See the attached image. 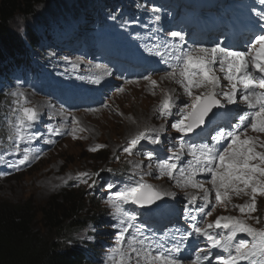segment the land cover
<instances>
[{"label":"snow or ice","instance_id":"6c2138e0","mask_svg":"<svg viewBox=\"0 0 264 264\" xmlns=\"http://www.w3.org/2000/svg\"><path fill=\"white\" fill-rule=\"evenodd\" d=\"M259 2L264 6V0H259ZM257 16L259 21H264V8L257 13ZM156 19L158 20L159 16ZM171 36L178 37L181 42L184 40L181 32L173 31ZM230 47V45L221 47L216 44L211 48H192L189 51L177 49L179 54L173 57L175 63L169 64L172 70L166 76L183 87L184 94L191 98V102L186 104L188 111L178 109L180 118L171 127L177 133L186 136L194 129L205 125L206 120L208 124L213 123L219 118V108L223 107L219 96H223L227 104L238 105L239 94V99L244 102L247 110L237 106L236 109L226 113L231 116V119H236L237 123L231 127V120L225 122L224 126L220 127L217 134L212 137L211 144L186 145L181 143L180 152L173 153L172 157L161 161L159 173L161 176L167 175L169 179H176L178 186L201 189L205 203L197 210L201 214L211 216L212 211H205L210 204L209 189L205 188L204 183L195 180L198 173H207L211 176L208 182L215 192L216 202L221 204L230 202V192L237 196L250 195V203L234 205V207L259 223V219L252 217L251 213L257 210V196L264 197V151L257 150V148H264V141H261L259 136H250L247 133L250 129L254 133L264 134V91L257 90H264V23L253 26L252 35L245 45V50L232 51ZM156 55L161 54L157 51ZM214 66H218L219 71L224 73L223 79L230 85L229 91H217L221 89V77L216 74ZM105 74L111 75L107 70ZM144 79L149 80L153 86L157 83L148 76ZM93 82L99 83L100 81L97 79ZM202 88L207 91L194 95L193 89ZM12 95L22 97L23 93ZM174 106V97L168 95L159 107L160 115H172ZM13 115L15 123L12 124V134L8 139L13 142L20 158L10 162L7 166L19 169L20 166L30 163V157L38 158V154L33 156L31 147L24 146L21 151V145L30 144L36 138L31 129L39 119V113L32 107H17L13 109ZM72 125L68 134L76 139V133L83 132L85 129L79 126V121L75 117L72 118ZM162 129L163 126L159 130L145 128L139 131L127 142L123 151L131 155L133 150L146 140L152 144H159V133ZM49 131L56 135L63 134L59 127ZM185 146L192 157L187 162V166L178 167L177 163H170L169 160L173 158L180 160ZM102 147L104 145H96L90 151L95 152ZM149 156L151 158V153ZM3 160L4 156L0 155V162ZM177 171L180 173L179 179L174 176V172ZM89 175L87 172H81L77 178L87 183V179L84 178ZM114 187V184H108L109 189ZM167 195L174 194L162 192L153 185L143 182L141 178L140 181L119 188L114 196L109 198L108 203L114 209L115 218L120 219L121 222L133 221L136 217L130 215L125 208L126 205L150 206ZM195 201L196 197L192 196L189 203H195ZM190 219L197 221L194 215ZM129 227H131L130 223ZM217 229L221 231L216 232ZM137 231L140 230L137 229ZM126 232L128 228H123L118 238V245L113 249V255L109 257L113 264H133V254L135 264H205V262L213 264V258L216 264H264V228L254 227L246 219L236 216H219L213 223H206L203 226L195 222L191 225V231H187L186 235L182 234L180 240L174 241L171 247L165 246V243L160 241L145 245L147 237L138 241L136 237H132L128 241V248H124V233ZM240 234H244L246 238L237 239ZM193 235L206 238L211 248H199L195 258L185 262L183 242ZM135 244H139V247L134 246ZM211 249L219 250L214 257Z\"/></svg>","mask_w":264,"mask_h":264},{"label":"rangeland","instance_id":"374dc122","mask_svg":"<svg viewBox=\"0 0 264 264\" xmlns=\"http://www.w3.org/2000/svg\"><path fill=\"white\" fill-rule=\"evenodd\" d=\"M125 2L128 1L121 0V3ZM101 3L102 0H98L97 4L100 5ZM53 8L56 12L59 11L68 14L72 13L75 9L73 0H49L37 7L35 12L29 17L25 19L17 18L16 21L20 25V30L17 34L25 37L29 28H37L41 31L42 24L51 23ZM149 10L153 14L145 18L143 29H139L138 35L136 33L135 35L134 33L130 34V46L133 47L130 48L129 55H124L122 50H120L122 47H128V41L126 39L123 41L108 42L102 37L100 39L109 48L115 50L113 53L116 55L119 53L118 58L120 61L131 58L133 62L136 56H142L143 60L149 63L152 70L162 71L165 79L159 77L152 78V80L157 82L155 86L149 80L140 82L139 79L133 76H124L128 69L123 68L120 64L119 71L111 75L97 73L93 81L99 79V83L91 81V83L85 84L84 82H80L70 76L66 69L64 75L72 83L71 86L75 87L74 90H71V94L79 88L84 90L85 94L77 101L78 104L82 102L84 104L80 105L79 108L72 107L69 110L57 111L37 93L31 92L28 94L23 88L12 87L17 81L16 74H12L8 78L7 88L9 89L11 97L15 98L3 99V104L7 105L9 111L13 113L14 108L32 106L39 113L40 120L38 119L31 129L35 133L36 138L27 145L33 149V156L38 154V158L30 157L29 165L26 163V165L20 166L19 169H16V175L14 176L8 175L0 177L1 198L13 202H25L29 199L34 202L33 204L39 210L51 196L62 192L66 188H76L82 193L81 195L86 201L88 197V202L91 199L90 192L93 190L107 191V201H109L110 189L108 188L109 183L107 184L106 182V173H114L117 168H122L128 161L133 163L129 165L130 169L127 170L129 172H146L149 169L148 165H144L146 170L138 167V165H141L140 161L142 160L140 159H145L143 156H138L135 152L129 155L123 151V148L134 135L145 128L159 130L163 126L160 136L166 134V137L170 133L176 132L171 125L180 118L179 111L169 116H162L159 112V107L168 95L174 98L178 96L184 98L185 101L178 107V109L184 111L189 110L186 104L191 102V98L184 94L183 87L166 76L172 70L169 64L175 63L173 57L178 55L179 51L190 50L191 32H188L184 24L175 25V10L172 12L169 6L160 7V11L163 13L162 16L158 11H153L152 8H149ZM157 16H159L158 20L156 19ZM122 20L124 21L125 18H122ZM173 31L181 32L184 37L183 42L178 37L174 38L171 36V32ZM99 36H101V33H99ZM138 36L144 41V44L140 43ZM157 51L161 55H156ZM31 53L34 54L33 57L36 59H44L52 55L51 51L44 52L41 49L31 50ZM165 61H168V63H165ZM214 68L216 74L221 77V89L219 91H229L230 85L223 79L224 73L219 71L218 66H214ZM153 75L158 76L160 73ZM114 78H116V81ZM29 82L37 85L40 83V78L36 74L30 78ZM122 82L128 87L127 90L123 89L121 91ZM96 84H98L100 89L95 88L92 92H89ZM102 84L108 86L104 87ZM257 90L264 91L261 89ZM205 91L207 89H193L194 95H199ZM13 93H23V96H13ZM71 98L74 100L77 97L72 95ZM223 104V109L225 110L228 104L224 98ZM239 105L246 106L238 97V105H231V108ZM55 106L66 107L64 101H60V103L56 102ZM42 116L45 119V128L41 136L40 132L43 128ZM73 117L79 121V126L85 129L83 132L76 133V139L68 134V131L70 132L73 127ZM11 127V122H7V126L1 135L4 136L6 132H10ZM58 127L62 130V135H56L49 131L50 129ZM96 145H104V147L95 152L90 151ZM257 150L264 151V148H257ZM101 152L102 154H100ZM81 172L90 174L89 177L84 178L87 179V183L77 178ZM96 173L98 175H95ZM209 176L206 177L208 179L202 182L205 188L210 186L208 181L211 179H209ZM157 181L165 182L164 180ZM121 187L113 191L112 197ZM199 190L202 191L201 189ZM230 194L236 199L232 201L231 206L237 203H245L249 199L244 194H240L239 196L232 192ZM92 195L93 193L91 192ZM256 200L257 209L261 211L262 215L258 217V212L255 213V218H258L260 222L257 223L256 219H252L253 222L251 225L257 228H264V197L258 195ZM237 210L233 213L234 215L238 213ZM228 214L229 212L218 209L216 217L226 216ZM113 228L122 231L123 228H128V225L123 224L121 228H118V226L113 227L112 224H108L107 226H102V234L95 236V239L98 241L104 240L107 247V251L101 254V264H113L109 257L113 255V249L117 247L119 242L118 238L121 233L117 234L118 231H113ZM93 229H96V227L92 225L86 228L81 234V239L87 238L83 234ZM116 235H118L117 239L115 238ZM133 264H135L134 255Z\"/></svg>","mask_w":264,"mask_h":264},{"label":"trees","instance_id":"16d2710c","mask_svg":"<svg viewBox=\"0 0 264 264\" xmlns=\"http://www.w3.org/2000/svg\"><path fill=\"white\" fill-rule=\"evenodd\" d=\"M47 1L0 0V82L11 77L15 65L33 62L26 42L17 36L20 25L16 20L29 17ZM27 42L37 46L30 33ZM4 98L15 99L6 87L0 90V155L15 150L8 139L12 127L1 135L7 122L15 121L3 104ZM81 194L76 188H66L51 196L39 210L29 199L13 202L0 197V264H93L88 253L91 250L80 246V230L107 211L95 193L89 202Z\"/></svg>","mask_w":264,"mask_h":264},{"label":"water","instance_id":"95a60500","mask_svg":"<svg viewBox=\"0 0 264 264\" xmlns=\"http://www.w3.org/2000/svg\"><path fill=\"white\" fill-rule=\"evenodd\" d=\"M213 111H217V109H213ZM208 125V123H207V120H206V123H205V125H202L200 128H197V129H194L193 131H200V130H202L203 128H205L206 126Z\"/></svg>","mask_w":264,"mask_h":264},{"label":"bare ground","instance_id":"6f19581e","mask_svg":"<svg viewBox=\"0 0 264 264\" xmlns=\"http://www.w3.org/2000/svg\"><path fill=\"white\" fill-rule=\"evenodd\" d=\"M161 129V128H160Z\"/></svg>","mask_w":264,"mask_h":264}]
</instances>
